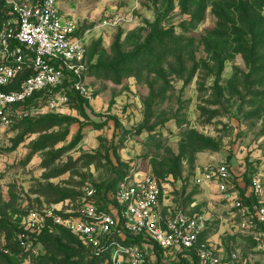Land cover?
I'll list each match as a JSON object with an SVG mask.
<instances>
[{
    "label": "rangeland",
    "instance_id": "rangeland-1",
    "mask_svg": "<svg viewBox=\"0 0 264 264\" xmlns=\"http://www.w3.org/2000/svg\"><path fill=\"white\" fill-rule=\"evenodd\" d=\"M9 1L36 0H5L0 12ZM58 3L85 35L91 70L73 94L62 90L0 124V228L58 198L76 208L89 188L106 209L118 181L149 173L167 215L180 208L201 216L202 237L219 254L264 264L261 224L249 216L244 224L232 193L264 203L254 192L255 180L264 185V49L246 34L238 7L248 3L263 17L264 9L254 0ZM139 49L136 61L124 59ZM216 164L231 173L227 194L194 181ZM35 237L33 250L11 244L0 264H116L50 220ZM141 250L153 254L149 243ZM181 261L163 256L160 264H193Z\"/></svg>",
    "mask_w": 264,
    "mask_h": 264
},
{
    "label": "built area",
    "instance_id": "built-area-1",
    "mask_svg": "<svg viewBox=\"0 0 264 264\" xmlns=\"http://www.w3.org/2000/svg\"><path fill=\"white\" fill-rule=\"evenodd\" d=\"M1 13L0 124L8 127L29 115V109L21 108L29 100L43 95L52 99L65 90L67 82L79 89L87 68V41L77 21L62 12L58 0L9 1ZM194 181L226 194L234 188L230 171L221 164L199 168ZM254 192L264 194L261 180L254 181ZM112 193L106 209L89 188L76 208L58 202L41 211L32 210L19 224L16 240L26 250H33L35 235L50 220L82 242L93 244L96 252L108 253L116 264H152L155 246L163 250L164 258L196 264H243L237 253L219 254L210 239H203L207 226L201 216H190L180 208H168L167 215L161 187L152 174L126 176ZM232 193L245 216L244 224L249 217L261 224L258 234L264 249V203L241 200L239 190ZM137 237L140 243L124 242ZM146 243L152 246V255L141 250ZM7 244L6 234L0 232V252L9 251Z\"/></svg>",
    "mask_w": 264,
    "mask_h": 264
},
{
    "label": "trees",
    "instance_id": "trees-1",
    "mask_svg": "<svg viewBox=\"0 0 264 264\" xmlns=\"http://www.w3.org/2000/svg\"><path fill=\"white\" fill-rule=\"evenodd\" d=\"M4 1L5 0H0V6L4 3ZM254 1L259 5L260 8L264 9V0H254ZM238 14L241 15L240 18H241L243 26L246 28V34L251 36V37H253L254 39L258 40L257 45H254V46L259 48V49H264V17L261 15V13L259 14L252 7V5H249L248 3L246 5H244V7L239 5ZM1 16H2V13L0 12V18H1ZM246 38H243V42L245 43V45L243 46V48H242L243 50L242 51L245 53V56H249V55H251L250 53L252 51V47L249 46V39H246ZM140 54H141V50L139 49V50H137V51H135L133 53L125 55L124 59L127 60L128 63L134 62V61L137 60L136 58H138L140 56ZM90 70H91V66L87 67L86 70H85V75L89 74ZM70 85L71 84H69V82H67L66 85H65V89L67 90L68 94H73V92L75 91V88L71 87ZM46 98H47L46 95H43L42 97H36V98H34L32 100H29L28 102L24 103L23 105H21L22 106L21 108L22 109L31 110L35 106V104L37 102L46 101ZM48 127L49 126H45V127L39 128L37 130H44V129H47ZM206 148H208V147H206V146H202L201 147L202 150L206 149ZM120 181H118V183ZM118 183H117V185H118ZM117 185H116V187H117ZM62 199L63 198L56 199L55 203L63 202ZM94 199L96 200V197H94ZM249 202H250V200H249ZM18 231H19V225H16V226L14 225V226L9 227V228L6 227V228H3V229L0 228V232H3V233L6 234V238L8 240V244H7L8 247H10L11 244H15L18 248H23V247H21V245L16 240V234H17ZM126 241L127 242L140 243L141 238L137 237V238H135L133 240L127 239L124 242H126ZM155 251H156V253L158 255V257H157L158 259L156 261V264H160L161 259L163 257V250L161 248H159L158 246H155ZM0 254L4 255L6 253L0 252ZM106 254H107V256H109L108 253H106ZM184 260H186V259H183L182 261H184ZM192 263L196 264V261H194Z\"/></svg>",
    "mask_w": 264,
    "mask_h": 264
}]
</instances>
